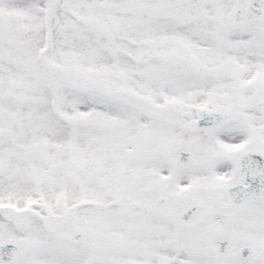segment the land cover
<instances>
[{
	"label": "snow or ice",
	"instance_id": "obj_1",
	"mask_svg": "<svg viewBox=\"0 0 264 264\" xmlns=\"http://www.w3.org/2000/svg\"><path fill=\"white\" fill-rule=\"evenodd\" d=\"M0 264H264V0H0Z\"/></svg>",
	"mask_w": 264,
	"mask_h": 264
}]
</instances>
